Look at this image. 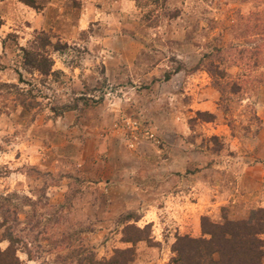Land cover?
Segmentation results:
<instances>
[{
    "label": "rangeland",
    "instance_id": "1",
    "mask_svg": "<svg viewBox=\"0 0 264 264\" xmlns=\"http://www.w3.org/2000/svg\"><path fill=\"white\" fill-rule=\"evenodd\" d=\"M35 2L0 0V212L20 261L168 264L202 217L264 209V0Z\"/></svg>",
    "mask_w": 264,
    "mask_h": 264
},
{
    "label": "trees",
    "instance_id": "2",
    "mask_svg": "<svg viewBox=\"0 0 264 264\" xmlns=\"http://www.w3.org/2000/svg\"><path fill=\"white\" fill-rule=\"evenodd\" d=\"M23 5L37 9L35 0H18ZM36 62L35 66L39 67ZM1 240L8 243L0 250V264H25L16 255L17 240L6 225L4 212H0ZM201 237L176 236L171 247L172 257L168 264H262L264 257V209L253 212L248 220L232 221L223 217L222 223L211 222L202 217L200 222ZM141 240L137 238L136 241ZM135 240L127 239L133 243ZM126 252H120L125 254ZM28 260H31L27 253ZM86 264H104L94 255L83 259ZM111 264H119L114 261Z\"/></svg>",
    "mask_w": 264,
    "mask_h": 264
}]
</instances>
